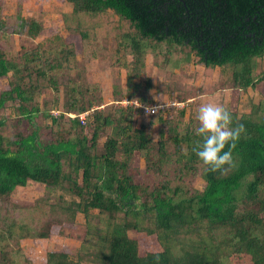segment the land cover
<instances>
[{"label":"trees","instance_id":"1","mask_svg":"<svg viewBox=\"0 0 264 264\" xmlns=\"http://www.w3.org/2000/svg\"><path fill=\"white\" fill-rule=\"evenodd\" d=\"M64 2L62 36L46 30L43 10L25 16L18 0L5 15L0 0V264L23 256L13 243L60 235L77 215L88 253L49 252L45 264H264V0ZM94 63L111 69L113 103ZM198 66L218 70L232 127L246 129L226 171L192 151L204 91L184 80ZM248 90L262 97L240 112ZM166 91L182 107L145 114ZM29 182L58 190L56 202L11 198Z\"/></svg>","mask_w":264,"mask_h":264},{"label":"rangeland","instance_id":"2","mask_svg":"<svg viewBox=\"0 0 264 264\" xmlns=\"http://www.w3.org/2000/svg\"><path fill=\"white\" fill-rule=\"evenodd\" d=\"M18 0H5V6L3 9V14L12 15L16 12ZM22 14L25 16L31 15L32 12L37 9H41L45 12L44 16V27L46 30L51 29L52 34H59L62 36L66 35V30L63 26L61 20V12H67L70 10V7L64 2V0H20ZM51 32L46 31L37 41H42L44 38L52 36ZM109 48L106 53L110 51ZM150 62V59H148ZM92 76L94 80L101 84L102 95L105 99V102L110 104L111 101V85H112V76L111 69L109 65L103 67L102 70L97 71V66L95 63L92 66ZM156 70L154 68H148L147 74L152 77L155 76ZM122 80H124V75L122 73ZM186 78L184 83L187 85H192L196 87H201L204 93L202 94L201 104L204 103H219L224 107L229 108L231 104L233 105L232 92L228 89L222 88L220 84L221 75L217 69L212 71H205L202 67H191L186 72ZM154 80L157 78L153 77ZM160 83L165 84L164 80H159ZM5 79L0 81V89L4 88ZM167 92V91H166ZM262 97L260 92H255L248 90L245 94L242 95L240 100L239 110L240 112L244 111V108L247 107L249 101L257 103ZM178 101L177 97L169 98L168 92L163 93L162 96L155 97L153 104L164 105L167 103H176ZM125 105V103H123ZM177 105V104H176ZM179 105V104H178ZM181 106V105H180ZM245 106V107H244ZM57 113V112H55ZM10 109H6V113L3 114L5 125L9 129L10 123ZM9 117V118H8ZM184 118V123L187 121ZM23 129V128H22ZM154 139L157 138V129L154 128L152 131ZM169 152H173L171 148H168ZM171 165V164H170ZM170 167V166H169ZM168 167V169H169ZM163 179V176H156L151 180V183L157 184ZM191 190H201L203 187V182L199 177H193L190 183ZM59 195V191L49 190L43 187H40L34 183H28L25 187H17L11 193V198L18 200L20 202H26L30 205L38 202L41 203L44 200L49 202H56V199ZM84 219L81 215H77L74 224L65 227L60 235H53L48 239L42 240H31L26 239L20 241L19 244H12V247L16 249L17 247L23 253V256L17 260L18 264H45L46 255L49 252L53 251H66L70 255H75L76 253L87 254L88 251L80 250L81 242L85 237L87 230L84 227ZM90 260V259H89ZM89 260H82L80 264H93ZM231 264H251L248 258L239 257L234 259Z\"/></svg>","mask_w":264,"mask_h":264},{"label":"clouds","instance_id":"3","mask_svg":"<svg viewBox=\"0 0 264 264\" xmlns=\"http://www.w3.org/2000/svg\"><path fill=\"white\" fill-rule=\"evenodd\" d=\"M196 119L198 127L195 129V134L202 138V143L198 141L195 144L193 153L207 166L208 171H226V165L233 167L232 149L245 133L244 125L238 124L232 127L230 111L219 103L201 104ZM226 147H228L227 151H225Z\"/></svg>","mask_w":264,"mask_h":264},{"label":"built area","instance_id":"4","mask_svg":"<svg viewBox=\"0 0 264 264\" xmlns=\"http://www.w3.org/2000/svg\"><path fill=\"white\" fill-rule=\"evenodd\" d=\"M124 103H127V102H124ZM176 104H177V105H176ZM134 105H135V106H138V104H137L136 102H134ZM169 105H171V106H179V107H182L181 104L178 105V103H172V102H170V103H168V104H164V105H157V104H154L153 106H149V107L140 106V108L143 109V111H144L145 114H147V115H152V114L156 113L157 110H158L159 108L164 107V106H169ZM180 105H181V106H180ZM150 109H155V111H150Z\"/></svg>","mask_w":264,"mask_h":264}]
</instances>
